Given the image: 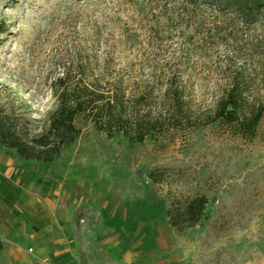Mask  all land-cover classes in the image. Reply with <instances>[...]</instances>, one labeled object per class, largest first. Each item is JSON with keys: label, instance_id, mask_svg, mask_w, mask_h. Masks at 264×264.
Masks as SVG:
<instances>
[{"label": "rangeland", "instance_id": "rangeland-1", "mask_svg": "<svg viewBox=\"0 0 264 264\" xmlns=\"http://www.w3.org/2000/svg\"><path fill=\"white\" fill-rule=\"evenodd\" d=\"M233 19L184 0H0V113L24 133L48 124L68 70L124 80L133 111L166 123L139 141L81 117V134L52 162L0 141V157L43 172L42 199L68 219L83 263L264 264V118L253 140L206 123L234 80L245 109L264 103V30ZM169 88L182 95L175 122ZM202 194L204 217L178 231L169 202Z\"/></svg>", "mask_w": 264, "mask_h": 264}, {"label": "trees", "instance_id": "trees-1", "mask_svg": "<svg viewBox=\"0 0 264 264\" xmlns=\"http://www.w3.org/2000/svg\"><path fill=\"white\" fill-rule=\"evenodd\" d=\"M193 8H208L233 17L246 26H258L264 30V0H184ZM7 30L0 21L1 34ZM169 119L180 120L182 95L179 88L167 90ZM58 106L50 116L48 124L34 135L24 133L9 114L0 113V141L13 149L25 160L41 162L54 161L82 132L79 119L85 117L99 131L110 135L122 133L144 141L166 124L162 118L151 119L147 115L136 114L132 96L124 80L102 84L99 79H71L68 70L56 81ZM246 98L240 83L234 80L231 88L219 101L213 116L206 123L221 121L233 126L239 135L253 140L264 118V103L255 104L253 109H245ZM178 111V112H177ZM154 183H159L163 174L159 170L150 173ZM208 197L204 194L186 197L184 200L169 202L167 216L170 224L178 231L196 225L204 217ZM3 241L0 237V254Z\"/></svg>", "mask_w": 264, "mask_h": 264}, {"label": "crops", "instance_id": "crops-1", "mask_svg": "<svg viewBox=\"0 0 264 264\" xmlns=\"http://www.w3.org/2000/svg\"><path fill=\"white\" fill-rule=\"evenodd\" d=\"M42 174L24 160L0 157V264H85L64 228L68 219L58 215L56 202L42 199ZM130 258L129 264L137 263ZM149 264L167 262L156 258Z\"/></svg>", "mask_w": 264, "mask_h": 264}]
</instances>
